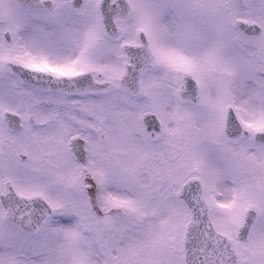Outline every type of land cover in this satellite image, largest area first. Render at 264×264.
I'll return each instance as SVG.
<instances>
[{
	"label": "snow or ice",
	"instance_id": "snow-or-ice-1",
	"mask_svg": "<svg viewBox=\"0 0 264 264\" xmlns=\"http://www.w3.org/2000/svg\"><path fill=\"white\" fill-rule=\"evenodd\" d=\"M0 264H264V0H0Z\"/></svg>",
	"mask_w": 264,
	"mask_h": 264
}]
</instances>
